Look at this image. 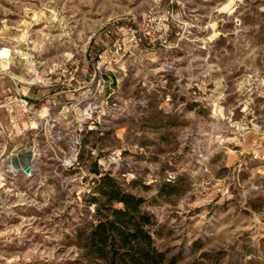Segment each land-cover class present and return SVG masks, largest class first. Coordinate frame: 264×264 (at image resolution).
<instances>
[{"label":"clouds","instance_id":"9594fccd","mask_svg":"<svg viewBox=\"0 0 264 264\" xmlns=\"http://www.w3.org/2000/svg\"><path fill=\"white\" fill-rule=\"evenodd\" d=\"M0 264H264V0H0Z\"/></svg>","mask_w":264,"mask_h":264}]
</instances>
